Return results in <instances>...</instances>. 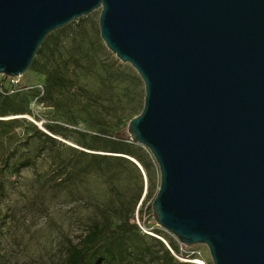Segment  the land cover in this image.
<instances>
[{
	"label": "water",
	"instance_id": "1",
	"mask_svg": "<svg viewBox=\"0 0 264 264\" xmlns=\"http://www.w3.org/2000/svg\"><path fill=\"white\" fill-rule=\"evenodd\" d=\"M96 9L144 83L127 132L160 172L154 220L213 264H264V0H0V74Z\"/></svg>",
	"mask_w": 264,
	"mask_h": 264
},
{
	"label": "rangeland",
	"instance_id": "2",
	"mask_svg": "<svg viewBox=\"0 0 264 264\" xmlns=\"http://www.w3.org/2000/svg\"><path fill=\"white\" fill-rule=\"evenodd\" d=\"M100 11L49 34L35 60L50 81L0 74V264H67L72 248L91 264H213L205 245L177 258L153 218L160 172L127 132L144 83L101 39Z\"/></svg>",
	"mask_w": 264,
	"mask_h": 264
},
{
	"label": "trees",
	"instance_id": "3",
	"mask_svg": "<svg viewBox=\"0 0 264 264\" xmlns=\"http://www.w3.org/2000/svg\"><path fill=\"white\" fill-rule=\"evenodd\" d=\"M48 38L49 35L46 37V39L44 40V42L42 43L41 47L39 48V50L37 51L36 55L37 56H41L44 52V49L48 46ZM39 63L36 62L35 58L30 66L31 69H35L38 72H41L43 74H45L47 76V80L50 81L51 77L48 75L47 72H45L44 69L41 68H37V65ZM53 79H55V86L57 87H61V82L65 81L64 77H53ZM99 233L98 228L94 227L93 231L86 237V244H92L95 240V238L97 237ZM177 249V248H176ZM67 264H91V260H86V257L83 255V251L81 249L78 248H72V250L69 252L68 255V261Z\"/></svg>",
	"mask_w": 264,
	"mask_h": 264
},
{
	"label": "built area",
	"instance_id": "4",
	"mask_svg": "<svg viewBox=\"0 0 264 264\" xmlns=\"http://www.w3.org/2000/svg\"><path fill=\"white\" fill-rule=\"evenodd\" d=\"M164 241V240H163ZM165 242V241H164ZM187 248L189 247H186L182 244H180L179 242H177V249L175 252H173L171 249L170 251L179 259H182V258H190L191 256L195 255V252H188L187 251ZM198 255V254H197Z\"/></svg>",
	"mask_w": 264,
	"mask_h": 264
},
{
	"label": "bare ground",
	"instance_id": "5",
	"mask_svg": "<svg viewBox=\"0 0 264 264\" xmlns=\"http://www.w3.org/2000/svg\"><path fill=\"white\" fill-rule=\"evenodd\" d=\"M136 164L138 165V167H140V165L136 162ZM141 168V167H140ZM196 263H198V264H204L202 261H200V260H197L196 261Z\"/></svg>",
	"mask_w": 264,
	"mask_h": 264
}]
</instances>
